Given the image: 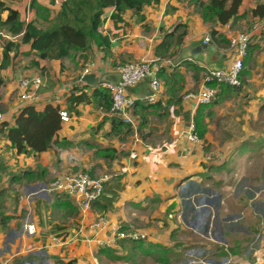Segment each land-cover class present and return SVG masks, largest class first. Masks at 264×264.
Listing matches in <instances>:
<instances>
[{
  "label": "crops",
  "instance_id": "obj_1",
  "mask_svg": "<svg viewBox=\"0 0 264 264\" xmlns=\"http://www.w3.org/2000/svg\"><path fill=\"white\" fill-rule=\"evenodd\" d=\"M50 1L0 3L17 11L25 24L34 21L40 25L42 13L31 5L34 2L56 13L60 0H52L56 2L52 6ZM259 3L264 0H242L238 17L224 26L205 23L191 0H159L143 7L142 20L128 11L116 26L109 18L113 9H107L100 32L108 46L92 45L85 58L71 53L61 60H40L30 46H21L18 55L0 70V107L4 109H0V164L12 173H22L17 181L28 202L25 200L24 217L18 212L17 217L0 220V264H111L118 259L101 255L103 248L97 241L107 239L121 226L136 227L146 235L136 244L155 264H255L254 255L264 262V18L249 15ZM0 15L4 19L7 14L1 11ZM177 26L181 28L167 40L166 34ZM212 29L226 41L239 33L250 39L239 76L241 88H219L214 104L203 106L194 98H184L202 88L204 71L232 64L233 52L228 46L211 43L226 55L225 60L190 59L172 67L164 62V76L158 78L159 71L155 74L162 83L160 107H134L131 129L137 135H110L109 112L87 102L77 108V114H69L56 135L58 142L70 143L67 147L53 145L41 153L18 155L5 140L1 124L12 126L23 107L42 110L46 105H58L61 112H67L66 97L71 90L87 86L90 93L93 86L81 82L85 68L96 78L108 75L114 79L117 69L126 63L163 59L161 55H168L173 63L182 47L210 37ZM1 33L12 37L8 40H20ZM1 56L2 47L0 62ZM36 77L43 83L36 91L38 99L34 104L22 102L19 83ZM145 82L149 84L150 78ZM27 90L34 88L30 84ZM199 106L203 107V139L194 125ZM143 131L146 138L138 135ZM191 133L198 143L189 141ZM109 150L113 151L111 158ZM77 171L109 177L100 200L85 214L71 199L44 191L56 178ZM102 215L108 226L92 231L90 226ZM27 222L35 226L34 235L24 231ZM53 237L63 244L54 246ZM125 242L108 249L112 257ZM160 247L165 254L157 256L153 251Z\"/></svg>",
  "mask_w": 264,
  "mask_h": 264
},
{
  "label": "trees",
  "instance_id": "obj_2",
  "mask_svg": "<svg viewBox=\"0 0 264 264\" xmlns=\"http://www.w3.org/2000/svg\"><path fill=\"white\" fill-rule=\"evenodd\" d=\"M191 1L198 6L201 18L205 23H216L222 26L229 24L231 20L238 17L239 7L242 3V0H208L206 3H203L201 0ZM158 2L159 0H60V7L56 13L47 7H39L33 2L31 6L36 8V12H41L44 20L51 22V26L48 28H42L34 21L25 24V22L20 20L17 11L0 3V12L4 11L7 14L4 19L0 15V27L5 28V32L12 36L20 37L19 41H10L3 45L0 70L6 67L9 60L18 55L23 45L30 46V50L34 51L40 60H61L68 58L71 53L80 54L82 58H85L84 54L92 45L105 46V48L108 46L107 38L102 36L100 32L106 20L105 12L107 9H113L109 18L114 22V26H116L117 23L123 22L122 17L128 11H132L134 15L142 20L141 12L143 7L157 4ZM55 3V1H50L51 6ZM249 15L253 18H264V3L257 4L249 12ZM51 16L52 19L50 18ZM180 28V26H177L172 33L166 34V39H170L174 32H177ZM183 34L184 31L177 37L178 43L181 42ZM209 36L210 42L217 45V47H220L219 44L222 47H227L229 44L214 29L210 31ZM164 45H166V41L163 42L162 46ZM169 60L171 61L169 65L172 67V59ZM194 70L203 71L202 68L195 66ZM162 76L164 74L161 67L157 73V77L160 78ZM2 83L3 80L0 77V85ZM207 84L216 85L214 81L207 82ZM241 86L242 81H240L238 86L220 84L219 88L229 87L237 91ZM85 89H87V86L84 87V90L73 89L67 95L66 113L68 116L70 113L77 114V108L87 102L97 105L106 113L110 112L111 96L107 89L93 86L90 93ZM172 90L175 92L174 87ZM216 98L217 95L207 105L214 104ZM167 103L171 104L172 100H169ZM134 107L140 110L156 109L160 107V100L154 104H143L140 101H136ZM202 112L203 107L199 106L198 113L194 118L195 131L200 139H203L205 134V129L201 124ZM63 122L61 109L58 105H46L42 110H37L33 106H25L17 115L12 126L9 127L6 123H2L1 126L5 130V140L8 142L9 147L16 154L20 155L30 152L41 153L53 145L60 148L69 146L70 143L65 140L61 142L56 140V135L61 129ZM110 122V135L127 137L131 134V126L124 124L121 119L111 116ZM109 153V157L111 158L113 151L109 150ZM99 253L109 258H117L112 257L111 250L108 249H101Z\"/></svg>",
  "mask_w": 264,
  "mask_h": 264
},
{
  "label": "built area",
  "instance_id": "obj_3",
  "mask_svg": "<svg viewBox=\"0 0 264 264\" xmlns=\"http://www.w3.org/2000/svg\"><path fill=\"white\" fill-rule=\"evenodd\" d=\"M229 25V24H228ZM210 37H205L204 44L210 43ZM249 35L239 33L232 35L228 42V50L233 52L232 64L229 68H214L207 69L204 72V84L202 88L195 94L185 95L184 98H194L199 105H207L213 101L218 93L220 84H227L229 86H238L240 83V73L243 69V60L249 45ZM171 63L166 59L142 60L138 62L126 63L117 71L121 74L120 83L103 84V88L109 91L111 96V109L109 114L112 117L121 119L126 125L133 126L135 124V117L133 115L135 98L129 95V90L134 88L140 82L149 79L152 74H156L162 67L164 62ZM89 73V68L83 70V75ZM81 77V78H82ZM214 81L215 86L207 84V82ZM32 85L34 90L28 91L29 85ZM43 85L42 81L36 77L32 79H23L19 83V99L28 104H34L38 99L36 91ZM187 94V93H186ZM162 97V83L156 77L149 82V94L144 98L143 103L154 104ZM63 121L67 120L66 112H61ZM3 120V115L0 112V123ZM188 139L192 143H198L199 139L194 134H188ZM1 153V147H0ZM109 181L107 175L101 177H91L88 173L77 171L56 178L44 189V191L53 193L58 196H64L71 199L77 206L81 214L88 212L94 203L101 198L104 185ZM108 226L105 215L99 216L98 219L90 226L92 231H102ZM24 231L28 235L35 234V226L27 222L23 226ZM146 238V235L138 229L133 227H118L111 231L110 236L102 241H97L99 247L103 249H113L117 246L119 241L138 242ZM54 246H60L63 241L52 238Z\"/></svg>",
  "mask_w": 264,
  "mask_h": 264
},
{
  "label": "rangeland",
  "instance_id": "obj_4",
  "mask_svg": "<svg viewBox=\"0 0 264 264\" xmlns=\"http://www.w3.org/2000/svg\"><path fill=\"white\" fill-rule=\"evenodd\" d=\"M52 21V20H51ZM50 21H45L40 24L42 28H48L50 27ZM0 32L5 33V28L0 27ZM3 33L0 34V49L3 47V45L7 42H10L12 39L11 36L8 38H5L2 36ZM19 37L15 38L18 39ZM160 57H163L164 60L166 58L169 60L168 55H161ZM192 93V92H189ZM194 93V92H193ZM1 110H4L3 108L0 107ZM152 124V123H150ZM134 127V126H133ZM143 134L141 132L138 134L139 136L141 135L142 137L144 136L146 138L147 135H144L146 132L143 131ZM152 133L154 134L155 132L152 130ZM137 135L136 130L130 134V137ZM210 148L213 149V145L210 144ZM17 175L13 177L12 175ZM22 173L16 174L12 173L10 170L5 169L4 164H0V220L4 219L5 217H17L14 216L18 212L21 213V216L24 217L27 210L26 207V201L28 202V197L25 195L24 189L21 187V184L17 181L18 175H21ZM13 177V178H12ZM26 200V201H25ZM20 209V210H19ZM91 211V209L88 211V213ZM20 216V217H21ZM134 229H137L134 227ZM146 247L148 248L149 245L147 244ZM154 253L158 255H164L165 252L163 248H158V250L153 251ZM112 253V251H111ZM95 255H98L95 254ZM115 257L118 258V260L111 262V264H155V261L150 258L145 257L143 255L142 251L138 249L137 244L134 242H128L126 241L123 243L118 250L115 251ZM262 255V254H261ZM148 256V255H147ZM163 257V256H161ZM254 262L255 264H264L262 260H260V257L254 255ZM98 258V257H97ZM105 261L108 263L105 259H102V261ZM99 262V261H98Z\"/></svg>",
  "mask_w": 264,
  "mask_h": 264
},
{
  "label": "water",
  "instance_id": "obj_5",
  "mask_svg": "<svg viewBox=\"0 0 264 264\" xmlns=\"http://www.w3.org/2000/svg\"><path fill=\"white\" fill-rule=\"evenodd\" d=\"M198 60L200 62L214 63L217 61H222L226 59L225 54H221L216 47L209 43L204 44V39L196 42H192L189 45L182 47L178 53V56L173 61L172 65H178L182 61L186 60ZM103 77H106L103 79ZM102 78H96L93 74L84 75L81 78V82L85 83L88 86H98L109 83H120L121 74L118 72L117 77L110 79L108 75L103 76ZM155 75L150 76V80L154 79ZM141 83V84H140ZM139 85L134 87V92H130L131 96L135 98L136 101H143L144 98L149 94V84L148 82L142 81Z\"/></svg>",
  "mask_w": 264,
  "mask_h": 264
},
{
  "label": "clouds",
  "instance_id": "obj_6",
  "mask_svg": "<svg viewBox=\"0 0 264 264\" xmlns=\"http://www.w3.org/2000/svg\"><path fill=\"white\" fill-rule=\"evenodd\" d=\"M211 43V42H210Z\"/></svg>",
  "mask_w": 264,
  "mask_h": 264
}]
</instances>
